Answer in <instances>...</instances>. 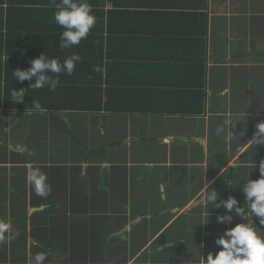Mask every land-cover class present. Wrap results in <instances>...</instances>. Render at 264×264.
<instances>
[{
  "label": "crops",
  "instance_id": "0c3cea01",
  "mask_svg": "<svg viewBox=\"0 0 264 264\" xmlns=\"http://www.w3.org/2000/svg\"><path fill=\"white\" fill-rule=\"evenodd\" d=\"M88 2L94 28L62 50L50 0H0V220L19 232L0 242V264L41 252L44 264H205L241 222L217 223L224 209L209 192L243 206V184L264 162V143L250 142L264 122V0ZM42 53L82 61L55 91L16 81ZM9 86L50 108L12 107ZM144 89L152 114L53 108L62 95L102 94L123 111ZM226 121L228 142L216 132ZM36 167L47 197L26 180Z\"/></svg>",
  "mask_w": 264,
  "mask_h": 264
},
{
  "label": "clouds",
  "instance_id": "9594fccd",
  "mask_svg": "<svg viewBox=\"0 0 264 264\" xmlns=\"http://www.w3.org/2000/svg\"><path fill=\"white\" fill-rule=\"evenodd\" d=\"M50 6L56 9L53 16L54 22L64 29L60 35L62 50L77 46L82 40L87 39L96 24V16L88 0H59V2L50 0ZM81 61L82 57L78 53L71 54L63 62L59 58H49L46 53H42L31 61L28 69H16L13 75L19 83L31 82L35 78L29 88L41 89L47 86L51 91H55L60 84V74L72 75L77 63ZM25 89L14 88L11 91L13 102L16 104L24 102ZM32 105L37 111L44 110L35 99ZM228 126L226 121L216 130L217 135L224 134L226 142L234 136ZM256 129L253 140L250 142L255 145L264 143V122L258 123ZM13 150L18 154H33L26 145L21 144L15 145ZM259 172L258 180L250 178L243 184L242 191L245 197L243 206H240V201L235 196L220 199L217 191L210 187L212 190L207 196L208 201L217 209H224V214L217 216V223L230 225L234 217H238L241 222L227 228L215 240V244L221 250L215 254L209 253L206 260L203 258L205 264H264V227H261L264 226V162L260 163ZM26 180L32 185L37 196L47 197L50 194L51 185L47 182V174L40 168L31 169L27 173ZM245 204L247 208L244 207ZM250 216H254L255 220L250 219ZM257 218L260 226L256 223ZM18 236L19 232L13 231V225L10 222L0 220V242L6 239L15 240ZM47 259L45 253H37L32 257L30 264H44Z\"/></svg>",
  "mask_w": 264,
  "mask_h": 264
},
{
  "label": "trees",
  "instance_id": "16d2710c",
  "mask_svg": "<svg viewBox=\"0 0 264 264\" xmlns=\"http://www.w3.org/2000/svg\"><path fill=\"white\" fill-rule=\"evenodd\" d=\"M59 2V1H57ZM206 33V30L204 29V34ZM141 34V33H140ZM95 38V37H93ZM203 63H204V60L201 59L200 61V69L202 70L204 68L203 66ZM9 91H12L14 89L13 86H9ZM18 89V88H17ZM20 89V88H19ZM145 91H132V93L130 94V96H128L127 98L129 99V102L127 103L128 105H130V109H124L123 111L119 110V108L113 106V104L111 103H105L104 102V95L100 94V97H94L93 100H92V97L89 98H85V96H74V99L71 97V95H62L61 97H58L56 100H58L59 98H62L63 100V104H57L56 106H53V108L57 107V108H63V109H66V108H77L79 106H72L70 107L69 104H80V103H83V104H86V105H89V106H86V108H96L100 111H107V112H128V113H141V114H152V112H155V111H150V110H147L146 108H143L146 103L148 102V97L146 96V89H144ZM109 97V96H108ZM39 98H41V101L45 103L44 106H42L43 109H49L50 106L47 104V100H50L49 98L46 99V97L44 96H39ZM92 102H91V101ZM27 101V94H25V100L23 103H19V104H14L12 107H23V108H26V109H32L34 108L32 103L34 101L33 98H30V102L26 103ZM59 102H60V99H59ZM94 102V103H93ZM96 104H98L97 106H95ZM122 104V103H121ZM126 104V103H123V105ZM119 105V104H118ZM126 108V107H124ZM140 108V109H139Z\"/></svg>",
  "mask_w": 264,
  "mask_h": 264
},
{
  "label": "water",
  "instance_id": "95a60500",
  "mask_svg": "<svg viewBox=\"0 0 264 264\" xmlns=\"http://www.w3.org/2000/svg\"><path fill=\"white\" fill-rule=\"evenodd\" d=\"M118 234H120V233H118Z\"/></svg>",
  "mask_w": 264,
  "mask_h": 264
}]
</instances>
